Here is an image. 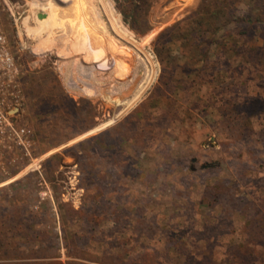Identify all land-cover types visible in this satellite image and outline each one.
<instances>
[{
  "label": "rangeland",
  "instance_id": "rangeland-1",
  "mask_svg": "<svg viewBox=\"0 0 264 264\" xmlns=\"http://www.w3.org/2000/svg\"><path fill=\"white\" fill-rule=\"evenodd\" d=\"M200 2L139 36L113 0H4L36 141L0 168V264H264V10L192 74L165 37Z\"/></svg>",
  "mask_w": 264,
  "mask_h": 264
},
{
  "label": "trees",
  "instance_id": "trees-1",
  "mask_svg": "<svg viewBox=\"0 0 264 264\" xmlns=\"http://www.w3.org/2000/svg\"><path fill=\"white\" fill-rule=\"evenodd\" d=\"M117 11L122 15L123 21L126 25L130 27L136 35H145L150 29L149 16L153 7L158 3L159 0H113ZM244 4L247 8L246 16L242 19V22L236 16L238 5ZM264 10V0H201L196 11L190 16L182 20L181 22L174 25L168 35H161L156 43L158 44L162 37L166 36L168 38L167 44H174L177 40L182 41V46L180 48L183 58L186 59L185 67L191 68V73L194 74L196 69H193L198 64L203 66H208V56L207 51H205L204 46H209L212 44H224L227 46L228 42L235 41L238 35L243 33H238L236 29H228L230 26L241 25L247 23V32L250 30H256L253 24L262 22L260 18ZM255 12H259L257 18L253 17ZM247 17V19H246ZM244 22V23H243ZM170 35V36H169ZM165 47H163V50ZM170 50L166 51L169 52ZM159 52V51H158ZM159 52V56H160ZM166 61H171V54L166 56ZM163 63V61H162ZM166 67L163 63V76H161L159 81L165 77ZM171 72H167L170 75ZM199 73V71H197ZM166 85V84H164ZM55 197V202L57 207L62 214V209L65 203H60ZM73 213L75 211L72 210ZM63 224L65 221L64 215H62ZM63 234L65 237L64 241H68L69 231L63 229ZM67 248V246H66ZM68 249V248H67ZM67 255H71L68 251Z\"/></svg>",
  "mask_w": 264,
  "mask_h": 264
},
{
  "label": "built area",
  "instance_id": "built-area-1",
  "mask_svg": "<svg viewBox=\"0 0 264 264\" xmlns=\"http://www.w3.org/2000/svg\"><path fill=\"white\" fill-rule=\"evenodd\" d=\"M3 3L0 0V168L12 162L16 152L29 157L36 141L35 129L25 120L21 62L2 21Z\"/></svg>",
  "mask_w": 264,
  "mask_h": 264
},
{
  "label": "bare ground",
  "instance_id": "bare-ground-1",
  "mask_svg": "<svg viewBox=\"0 0 264 264\" xmlns=\"http://www.w3.org/2000/svg\"><path fill=\"white\" fill-rule=\"evenodd\" d=\"M91 1L94 3V4L92 3V4L94 5V7L97 6L98 0H91ZM90 12H91V11H90ZM103 14H104V13H103ZM99 15H100V14H99Z\"/></svg>",
  "mask_w": 264,
  "mask_h": 264
},
{
  "label": "water",
  "instance_id": "water-1",
  "mask_svg": "<svg viewBox=\"0 0 264 264\" xmlns=\"http://www.w3.org/2000/svg\"><path fill=\"white\" fill-rule=\"evenodd\" d=\"M41 19H43V16H40Z\"/></svg>",
  "mask_w": 264,
  "mask_h": 264
}]
</instances>
